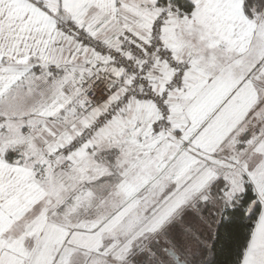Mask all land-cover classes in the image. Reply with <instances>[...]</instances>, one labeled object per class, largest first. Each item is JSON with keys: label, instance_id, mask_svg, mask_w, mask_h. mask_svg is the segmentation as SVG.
I'll list each match as a JSON object with an SVG mask.
<instances>
[{"label": "snow or ice", "instance_id": "1", "mask_svg": "<svg viewBox=\"0 0 264 264\" xmlns=\"http://www.w3.org/2000/svg\"><path fill=\"white\" fill-rule=\"evenodd\" d=\"M0 264H264V0H0Z\"/></svg>", "mask_w": 264, "mask_h": 264}]
</instances>
